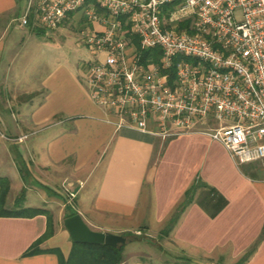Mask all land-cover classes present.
Masks as SVG:
<instances>
[{
    "label": "crops",
    "instance_id": "obj_1",
    "mask_svg": "<svg viewBox=\"0 0 264 264\" xmlns=\"http://www.w3.org/2000/svg\"><path fill=\"white\" fill-rule=\"evenodd\" d=\"M23 7L24 0H0V119L15 118L10 137L32 134L15 144L0 140V178L9 181L6 192L0 185V264H65L71 253L64 202L55 211L60 198L38 183L52 192L53 184L64 185L74 193L71 211L97 230H168L165 237L191 261L264 264V160L237 164L206 132L162 139L117 128V117L91 99L81 58L61 57L52 43L50 54L35 52L50 35L19 26ZM86 27L103 28L79 11L52 33L77 34L80 44ZM23 90L31 96L16 102L19 113L3 114L1 104ZM208 123L214 126L212 118ZM119 264L155 263L132 255Z\"/></svg>",
    "mask_w": 264,
    "mask_h": 264
},
{
    "label": "built area",
    "instance_id": "obj_2",
    "mask_svg": "<svg viewBox=\"0 0 264 264\" xmlns=\"http://www.w3.org/2000/svg\"><path fill=\"white\" fill-rule=\"evenodd\" d=\"M79 11L103 26L81 31L80 76L117 128L206 132L237 164L264 160V0H24L18 24L55 30Z\"/></svg>",
    "mask_w": 264,
    "mask_h": 264
},
{
    "label": "rangeland",
    "instance_id": "obj_3",
    "mask_svg": "<svg viewBox=\"0 0 264 264\" xmlns=\"http://www.w3.org/2000/svg\"><path fill=\"white\" fill-rule=\"evenodd\" d=\"M13 31H17L19 35L23 33V30H17L14 29ZM76 31V30H75ZM77 33V32H76ZM47 34L50 36L46 35L44 37H40L41 39H45V41L49 42L47 44V47H42L41 44H37L38 48H34L35 52L41 51L40 56H45V54H50V49L49 46L50 44L53 45V50L54 53L57 52L58 54L61 55V57H66L70 59H77V58H85L88 57V51L85 47L80 46L79 42L76 40L77 34H69L67 35L64 33V35H57V33H52V30H48ZM31 52V51H30ZM20 55V54H19ZM40 58V57H39ZM39 58H37L36 62L39 61ZM35 62V63H36ZM29 72L28 74H30ZM38 75L33 76L36 78H31L30 81L33 83L38 81V76L40 77V70L37 73ZM18 95H14L12 99H14L13 102H7V103H2L1 108H5L3 110V114H12L14 112L15 114L19 113L18 107L19 104L16 103L18 100H23L26 101V99H29L31 94H28V91L23 90L19 91ZM15 122V118L12 117V115L9 117H5L4 120L0 119V140L1 142L4 143H12L15 144V142H23L27 139L28 135L24 136H12L11 132V126ZM8 124V126H7ZM1 134H3L1 136ZM13 156L17 158L19 162L22 161V157H20L19 152L15 149L12 151ZM31 177H27V181L30 180ZM40 186L44 187L45 191H49L52 195H57L60 199L58 201L61 202L60 204H54V209L55 211H58L59 208L62 207L63 202V208L64 212H61V221H63L64 218L67 217V214L71 212L74 208V197H70V193L68 190H66L65 186L62 184H53L54 192H52L48 187L41 185L38 183ZM91 227V226H90ZM94 230H97L96 228L91 227ZM100 231V230H99ZM123 235H126L128 237V241L123 245V254H124V259H126L129 256H134L137 258H148L149 260L153 261L155 264H225L220 259H214L211 257H206V256H200V257H195L197 258L195 261H191L192 257L187 256L186 254H182L183 251L179 249L178 246H175L173 242H171L169 239L165 237V234L161 231H142L141 233L137 232H132V234L127 235L122 233ZM181 251V252H180ZM176 256H185L189 258V261L185 260H180L179 258H176ZM214 259V260H213ZM199 260V261H198Z\"/></svg>",
    "mask_w": 264,
    "mask_h": 264
},
{
    "label": "trees",
    "instance_id": "obj_4",
    "mask_svg": "<svg viewBox=\"0 0 264 264\" xmlns=\"http://www.w3.org/2000/svg\"><path fill=\"white\" fill-rule=\"evenodd\" d=\"M160 55V48L148 49L143 51L142 59L147 60L151 57L152 59L157 60ZM174 73L175 70L173 67L171 70V75L174 76ZM22 171H24V169H22ZM0 185L3 189V192H6L9 189V181L7 179L0 178ZM75 213L76 211H71L67 214V216L73 215ZM168 232L169 231L166 230L163 233ZM124 234L130 235L132 233L127 232ZM123 248V245L112 246L106 243L97 244L73 241L71 253L65 264H119L124 260ZM176 258L189 261V258L185 256H176Z\"/></svg>",
    "mask_w": 264,
    "mask_h": 264
},
{
    "label": "water",
    "instance_id": "obj_5",
    "mask_svg": "<svg viewBox=\"0 0 264 264\" xmlns=\"http://www.w3.org/2000/svg\"><path fill=\"white\" fill-rule=\"evenodd\" d=\"M65 225L72 239L77 242L106 243L112 246H121L128 241L126 235L92 229L80 213L67 216L65 218Z\"/></svg>",
    "mask_w": 264,
    "mask_h": 264
}]
</instances>
